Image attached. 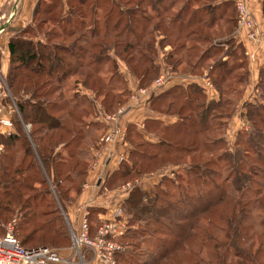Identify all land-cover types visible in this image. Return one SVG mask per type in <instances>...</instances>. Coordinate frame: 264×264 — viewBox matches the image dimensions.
<instances>
[{
	"label": "trees",
	"instance_id": "trees-1",
	"mask_svg": "<svg viewBox=\"0 0 264 264\" xmlns=\"http://www.w3.org/2000/svg\"><path fill=\"white\" fill-rule=\"evenodd\" d=\"M236 28L232 0H37L31 23L9 38L2 76L17 112L13 134L0 135V224L18 212L15 236L24 248L70 247L69 226H77L67 209L105 131L91 99L68 94V81L113 114L131 94L124 75L142 88L170 68L186 80H207L218 99L208 100L196 82L177 84L150 100L153 113L177 117L166 126L146 123L157 143L129 125L131 150L106 188L161 166L182 169L174 171L176 183L163 178L150 191L127 192L128 232L117 241L124 249L116 264L264 262V70L258 98L243 104L250 129L233 145L225 138L249 76ZM96 213L89 210L90 236L100 224H91ZM201 247L209 248L207 259Z\"/></svg>",
	"mask_w": 264,
	"mask_h": 264
},
{
	"label": "built area",
	"instance_id": "built-area-1",
	"mask_svg": "<svg viewBox=\"0 0 264 264\" xmlns=\"http://www.w3.org/2000/svg\"><path fill=\"white\" fill-rule=\"evenodd\" d=\"M234 2L237 10L235 33L242 34L249 42H257L258 35L245 0H234ZM248 57L253 59L252 56ZM190 80L176 75L171 69L161 71L149 86L133 88L127 103L115 113L101 112L98 118L104 126L105 133L100 143L97 144V148L91 153L93 161L90 169L104 167L111 173L127 160L131 146L127 139V129L120 124L121 117L127 111L148 107L152 98L174 85L184 84L187 81L199 84L198 79L193 78ZM199 81L201 82L199 85L205 92L212 89L207 80L200 79ZM6 96H9L8 92ZM10 100L12 101L11 98ZM15 110L13 104V110H7V113L0 117V135L9 136L13 134L12 115ZM1 152H3V146L0 144ZM141 185L142 180L135 179L124 183L117 191L127 194L134 186L140 187ZM85 188L86 185L84 184L81 190H85ZM90 209L89 201L81 208L76 225L77 231L73 232L71 226H69L71 246L68 254L48 247L24 248L15 236L17 217L13 218L4 227V233L0 234V264H116L115 253L124 249L117 241L128 232L122 203L118 202L106 208L109 209V216L101 221L93 236H90L88 221Z\"/></svg>",
	"mask_w": 264,
	"mask_h": 264
},
{
	"label": "crops",
	"instance_id": "crops-1",
	"mask_svg": "<svg viewBox=\"0 0 264 264\" xmlns=\"http://www.w3.org/2000/svg\"><path fill=\"white\" fill-rule=\"evenodd\" d=\"M36 1L37 0H0V33H4V35L0 37V78L7 73L9 67L8 43L11 34L6 32L10 28L12 30L23 28L31 22L32 11ZM245 2L254 21V27L258 35V40L257 42L252 43L247 41L242 34L234 32V39L237 43H240L243 46L244 53L247 54L245 57L247 59L249 76L245 92L243 93L238 107L230 120L225 134L226 142L229 145H233L237 133L246 124V121L241 117V114L245 112L243 104L252 102L258 98L257 84L260 77L259 75L264 70V16L262 13L264 0H245ZM248 56H252L253 59H250ZM198 82L201 84L199 80ZM188 83L190 82L187 81L185 85ZM3 84V81L2 83L0 82V117L7 113L8 107L7 100L2 92V90L6 91L5 87L3 86V89H1ZM132 89L133 87L130 90ZM206 95L208 96V100L218 99V95L213 91V89H209L206 92ZM150 120L159 121L166 126L174 124L177 117L153 113L150 106H148L144 109L137 108L127 111L121 117L120 124L125 126L126 129H128L129 125H133L136 131L142 135L144 140L155 144L157 143L158 138L155 134L148 132L146 129V123ZM173 167L171 170H173ZM109 174L108 170L104 167L90 169L88 171L85 180V190L81 191L77 200L67 209L69 221L72 225H74V227L77 225L79 212L86 202L89 201L91 209L94 208L98 211L95 218L91 219V224L96 226L101 223L102 220L108 218L109 209L106 208L111 207L118 202L122 203L126 199V193L123 194L117 191L120 186H116L114 188H106L104 186L105 180L110 176ZM156 174L157 175L150 176L145 174V176L143 175L138 178L142 180L141 188L143 190L150 191L160 182V175L158 173ZM61 252L64 253L63 251Z\"/></svg>",
	"mask_w": 264,
	"mask_h": 264
},
{
	"label": "rangeland",
	"instance_id": "rangeland-1",
	"mask_svg": "<svg viewBox=\"0 0 264 264\" xmlns=\"http://www.w3.org/2000/svg\"><path fill=\"white\" fill-rule=\"evenodd\" d=\"M31 23V22H30ZM29 23V24H30ZM21 28H18V29H9L6 33H10L11 34V36L14 34V33H16L18 30H20ZM4 35V33H0V37L1 36H3ZM158 46V45H157ZM159 53V52H158ZM159 55H161V53L159 54ZM160 57H162V56H160ZM159 61H160V59H159ZM119 64H120V61H119ZM121 65H123V63L122 64H120V72L122 71V66ZM166 69H170V68H166ZM123 71H125V69L123 68ZM127 71V70H126ZM162 71H163V69H162ZM122 73V72H121ZM128 73V72H127ZM160 73H161V71H160ZM160 73H158V75L160 74ZM123 74V73H122ZM124 75V74H123ZM158 75H157V77H158ZM129 76L130 77H128V76H125L124 75V77L126 78L125 80H126V84H127V87H129L130 89L132 88V87H137V86H133V85H136L135 84V82L133 81V79L131 78V75L129 74ZM182 78H184V77H182ZM2 81H3V79L2 78H0ZM0 80V82L2 83V81ZM71 82H73L72 81V79H70L69 81H68V85H67V88L69 89V92H68V94H75L76 92L77 93H79V95H83V96H86L87 97V95H88V97L91 99V103H92V106L94 107V111L96 112V116H97V120H98V117H99V115L101 114V112H103L104 110H103V108H102V106H100V104L95 100V99H92L93 98V95L91 94V92L89 91V89L88 90H85L86 88H84L83 86H81V85H79V86H77V85H75V87L73 86V84H71ZM3 86L5 87V85L3 84L2 86H1V89H3ZM5 90L6 91H3L2 90V92H3V94H4V97L6 98V100H7V104H8V107H7V110H13V104H14V102H12L11 100H10V97L9 96H6V93H7V88L5 87ZM76 91V92H75ZM85 92V93H84ZM87 97V98H88ZM18 98H20V99H22V97L21 96H18ZM17 112V110H15V112L14 113H16ZM13 113V114H14ZM95 116V114H94V116H93V118L94 117H96ZM99 122V121H98ZM13 123V122H12ZM244 129H246V130H249L250 129V126L246 123L245 125H244V127H243ZM242 128V129H243ZM29 129V126H27V130ZM129 142V141H128ZM86 143H88V142H86ZM129 144H130V146L132 147V145H131V143L129 142ZM148 151H150L151 152V150H149V149H147ZM3 152H4V148H3ZM2 153V152H1ZM173 165L174 164H171V165H165V166H161V167H159L158 169H156V170H148L146 173H144V174H142L141 176H145V174L147 175H157L156 173H158L159 175H160V181L163 179V178H166V179H168L169 181H174L175 183L177 182V180H176V173L174 172V171H176V172H179L180 171V169H182L181 167H180V165H177V164H175L174 165V167H173ZM172 167H173V170H171L172 169ZM176 168H177V170H176ZM157 171V172H156ZM173 173V174H172ZM136 178H134V180H135ZM130 181H133V180H130ZM129 182V181H128ZM113 183L114 184H110L111 186L112 185H115V186H121V185H123L124 183H126V182H124V183H122V182H120V180H115V181H113ZM85 184V183H84ZM165 185L167 186V185H169V182H167V183H165ZM156 188V187H155ZM154 188V189H155ZM171 188H173V187H170L169 189L170 190H172V191H174L175 193H176V191H175V189L173 190V189H171ZM82 189V188H81ZM82 191V190H81ZM177 194V193H176ZM176 194H175V196L174 197H176ZM15 215L13 216V218H15V217H17V224H18V222L21 220V214L20 213H18V212H15L14 213ZM12 218V219H13ZM11 219V220H12ZM9 223V221L8 222H6V223H1L0 224V234H3L4 233V231H5V229H4V227L7 225ZM199 246V241L196 243V244H194L193 243V245H192V247H198ZM70 249V247H68V245H66V246H64V244L62 245V246H59V248H58V250H61V251H63L64 253L66 252V254H68L69 253V250ZM67 250V251H66ZM201 252H202V254H203V256L206 258V255H211V252H210V250H209V248L208 247H201ZM207 259V258H206ZM257 264H264V262H262V261H260V262H257Z\"/></svg>",
	"mask_w": 264,
	"mask_h": 264
}]
</instances>
